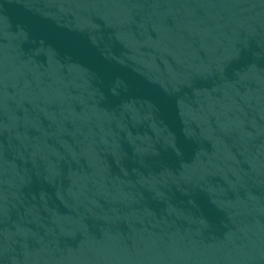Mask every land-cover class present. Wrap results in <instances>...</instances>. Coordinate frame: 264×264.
Returning <instances> with one entry per match:
<instances>
[{"label":"water","instance_id":"1","mask_svg":"<svg viewBox=\"0 0 264 264\" xmlns=\"http://www.w3.org/2000/svg\"><path fill=\"white\" fill-rule=\"evenodd\" d=\"M0 264H264V0H0Z\"/></svg>","mask_w":264,"mask_h":264}]
</instances>
